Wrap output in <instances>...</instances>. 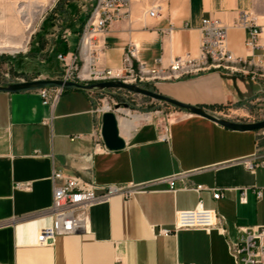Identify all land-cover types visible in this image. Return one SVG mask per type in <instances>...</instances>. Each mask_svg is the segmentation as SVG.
<instances>
[{"label":"crops","instance_id":"crops-1","mask_svg":"<svg viewBox=\"0 0 264 264\" xmlns=\"http://www.w3.org/2000/svg\"><path fill=\"white\" fill-rule=\"evenodd\" d=\"M155 5L162 16L150 19L147 12ZM81 6L80 12L71 11L72 34L63 42V53L74 51L89 14L90 7ZM128 12V19L105 32L100 68H122L129 43L138 46L137 57L148 67L166 69L178 56L195 57L201 20L213 18L228 26L233 54L260 60L263 78L213 71L149 87L207 111L264 97V59L260 51L244 47L245 30L232 24L249 13L264 25V0H140ZM100 95L64 90L50 108L42 105L38 91L0 92V264H235L227 238L234 239L237 228L264 227V167L244 165L258 151L264 153L258 132L229 131L185 110L169 111L158 120L130 113L131 118H118L124 150L111 152L101 139V116L93 112ZM53 172L85 185L148 187L128 199L114 196L86 206L87 231L40 246L37 236L52 220ZM171 175L177 176L172 192L167 184L150 185ZM202 185L219 189L222 197L216 201L207 190L193 191ZM242 190L245 203L240 202ZM198 202L223 219L227 237L215 229L157 236L158 229L173 228L176 212L194 209Z\"/></svg>","mask_w":264,"mask_h":264},{"label":"built area","instance_id":"built-area-1","mask_svg":"<svg viewBox=\"0 0 264 264\" xmlns=\"http://www.w3.org/2000/svg\"><path fill=\"white\" fill-rule=\"evenodd\" d=\"M140 0H96L89 9V14L80 27L78 39L74 51L60 53L57 60L63 65L59 80L64 82L92 85V83H107V81L123 82L135 86H151L157 82H168L180 80L185 77H195L213 71L225 74L249 77L253 81L263 78L260 60L251 56L246 58L237 57L231 52L228 45L227 29L216 19L201 20V42L197 56L182 55L174 58L166 69L152 66L148 67L137 57L138 46L129 43L123 54V65L120 69H102L99 67V52L105 46L103 36L108 27L120 20L129 18V5ZM161 7L151 6L147 12L148 18H160ZM234 27L244 29L246 32L244 47L251 51H260L264 59V44H260L264 38V25L256 23L255 18L249 13H242L232 23ZM43 106L53 108L62 96L64 90L57 88H46L37 90ZM93 112L101 116L111 111L116 118L125 117L121 108L114 102H102ZM105 104L108 110H105ZM124 105V104H123ZM122 105V106H123ZM118 106V107H117ZM146 115V114H142ZM119 121V119H118ZM79 137V136H78ZM73 137L72 140L78 139ZM258 139L264 140V129L258 132ZM162 140H167L166 133ZM246 169L256 170L264 167V153L261 151L252 155L244 163ZM176 175L165 177L150 185L167 184L168 190H174ZM52 201L49 213L52 220L49 229L42 231L36 239L40 246H49L56 237L76 234L87 231V214L85 207L96 201H107L114 196L124 199L141 193L147 185H128L126 187L110 185L98 187L85 185L75 178L62 177L60 173L53 172ZM193 191L199 193L207 190L212 193L214 200L222 197L219 189H208L205 186H194ZM240 202L245 203L246 191L242 190ZM261 194L258 192L257 197ZM188 229H200L206 232L217 230L227 237L226 224L222 218L216 217L215 213L204 208L198 202L194 209L178 211L175 214L172 229H158L157 236L168 237L176 232ZM228 239V250L235 264H264V227L237 228L234 239Z\"/></svg>","mask_w":264,"mask_h":264},{"label":"rangeland","instance_id":"rangeland-1","mask_svg":"<svg viewBox=\"0 0 264 264\" xmlns=\"http://www.w3.org/2000/svg\"><path fill=\"white\" fill-rule=\"evenodd\" d=\"M31 1L44 2L46 6L43 10L37 11L35 19L29 28L25 29L26 18L18 15L17 12ZM93 1L0 0V47L18 44L21 46L14 50L0 48V85L7 86L33 80H59L54 76L59 69L60 71L63 69V65L57 60V56L63 53V42L66 43L72 34L70 25L73 14L71 11L75 8L80 12L81 4L89 9ZM147 89L156 92L149 86ZM100 93L98 102L100 105H103L102 102H114L123 108L122 105L127 104L128 109L134 114L151 115L157 120L169 111L179 110L170 104L152 101L124 90H107ZM210 111L207 112L213 116L236 123L261 122L264 120V97Z\"/></svg>","mask_w":264,"mask_h":264},{"label":"water","instance_id":"water-1","mask_svg":"<svg viewBox=\"0 0 264 264\" xmlns=\"http://www.w3.org/2000/svg\"><path fill=\"white\" fill-rule=\"evenodd\" d=\"M46 88H57L63 90H74L81 91L86 93L92 92H104L107 90L114 91H127L133 95H141L150 100H155L157 102H163L170 104L176 107L179 110L186 111L190 115L202 117L212 123H216L219 126L231 131L246 132V131H256L259 132L264 129V120L256 123H236L233 121H227L221 119L217 116L209 114L202 107H196L188 104H182L171 98H167L160 93L152 92L146 88L130 85L121 82L107 81V83H92V85H82L79 83L64 82L63 80L58 79H46V80H33L31 82L15 83L13 85L1 86L0 92H6L11 94L21 93V92H31L37 91ZM118 107V106H117ZM124 108H127L128 105L124 104ZM101 128L100 135L103 142V146L106 150L111 152H121L124 150L125 141L121 138L118 130V119L115 114L111 111L105 112L101 115Z\"/></svg>","mask_w":264,"mask_h":264},{"label":"bare ground","instance_id":"bare-ground-1","mask_svg":"<svg viewBox=\"0 0 264 264\" xmlns=\"http://www.w3.org/2000/svg\"><path fill=\"white\" fill-rule=\"evenodd\" d=\"M45 6L46 5H45L44 2L43 3H37L35 1H31V2H28V5L27 6H25L24 8H22L21 10H19L17 12L18 15L26 18V20L24 22L25 29H28L29 28L31 22L35 19L34 17L36 16L37 11L43 10V8ZM20 47L21 46L18 44V45H14V46L2 45L0 48H8L10 50H14V49H18ZM105 110H108V105L105 106ZM120 112L121 113H124L125 116H127L129 118L132 117L130 115V112L128 110L127 111H124V109H123V110H120ZM121 127L126 129L128 127L127 122H122L121 123Z\"/></svg>","mask_w":264,"mask_h":264},{"label":"trees","instance_id":"trees-1","mask_svg":"<svg viewBox=\"0 0 264 264\" xmlns=\"http://www.w3.org/2000/svg\"><path fill=\"white\" fill-rule=\"evenodd\" d=\"M95 1H96V0H95ZM94 3H95V2H94ZM94 3H93V4H94ZM93 4H92V5H93ZM92 5L90 6V8L92 7ZM87 17H88V15H87ZM87 17H86V19H87ZM86 19H85V20H86ZM85 20H84V22H85ZM84 22H82V24L80 25V27L83 25V23H84ZM79 29H80V28H79ZM144 88H146V89H147V88H148V86H144Z\"/></svg>","mask_w":264,"mask_h":264},{"label":"flooded vegetation","instance_id":"flooded-vegetation-1","mask_svg":"<svg viewBox=\"0 0 264 264\" xmlns=\"http://www.w3.org/2000/svg\"><path fill=\"white\" fill-rule=\"evenodd\" d=\"M127 105V104H126Z\"/></svg>","mask_w":264,"mask_h":264}]
</instances>
